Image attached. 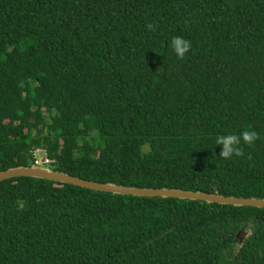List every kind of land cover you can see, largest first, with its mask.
Returning <instances> with one entry per match:
<instances>
[{"label": "trees", "instance_id": "16d2710c", "mask_svg": "<svg viewBox=\"0 0 264 264\" xmlns=\"http://www.w3.org/2000/svg\"><path fill=\"white\" fill-rule=\"evenodd\" d=\"M37 150L88 181L264 199V0H0V172ZM0 264H264V209L10 179Z\"/></svg>", "mask_w": 264, "mask_h": 264}, {"label": "water", "instance_id": "95a60500", "mask_svg": "<svg viewBox=\"0 0 264 264\" xmlns=\"http://www.w3.org/2000/svg\"><path fill=\"white\" fill-rule=\"evenodd\" d=\"M15 178H33L48 180L60 184H67L82 189L109 193L112 195L132 196L154 198L159 197L163 199H179L186 201H199L206 204L229 205L233 207H252L264 209V199L255 198H237V197H224L218 193L209 194L203 192L184 191L180 189H149V188H136L116 185L113 183H98L94 181L84 180L78 177L70 176L63 172L53 171L48 166H18L0 172V183L15 179ZM247 234L242 228L235 236L236 242L241 245L246 239Z\"/></svg>", "mask_w": 264, "mask_h": 264}, {"label": "clouds", "instance_id": "9594fccd", "mask_svg": "<svg viewBox=\"0 0 264 264\" xmlns=\"http://www.w3.org/2000/svg\"><path fill=\"white\" fill-rule=\"evenodd\" d=\"M192 44L190 40L183 37H173L170 43V48L177 59H184L185 55L191 49ZM257 139L255 131H243L239 135L227 134L217 137L215 143L220 146L222 151L220 156L224 158H231L232 156H242L243 150L240 147L241 142L251 145ZM34 166V165H32ZM49 167V166H48Z\"/></svg>", "mask_w": 264, "mask_h": 264}, {"label": "built area", "instance_id": "2783aa9c", "mask_svg": "<svg viewBox=\"0 0 264 264\" xmlns=\"http://www.w3.org/2000/svg\"><path fill=\"white\" fill-rule=\"evenodd\" d=\"M38 154L42 155L39 156ZM51 163L52 161L49 160L41 150H37L34 153V166H49Z\"/></svg>", "mask_w": 264, "mask_h": 264}, {"label": "rangeland", "instance_id": "374dc122", "mask_svg": "<svg viewBox=\"0 0 264 264\" xmlns=\"http://www.w3.org/2000/svg\"><path fill=\"white\" fill-rule=\"evenodd\" d=\"M39 156L42 155V154H38Z\"/></svg>", "mask_w": 264, "mask_h": 264}]
</instances>
